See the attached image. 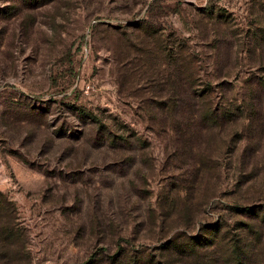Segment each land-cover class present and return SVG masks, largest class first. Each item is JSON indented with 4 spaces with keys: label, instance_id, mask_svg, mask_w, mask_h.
I'll use <instances>...</instances> for the list:
<instances>
[{
    "label": "rangeland",
    "instance_id": "rangeland-1",
    "mask_svg": "<svg viewBox=\"0 0 264 264\" xmlns=\"http://www.w3.org/2000/svg\"><path fill=\"white\" fill-rule=\"evenodd\" d=\"M206 6L0 0V264H264V0Z\"/></svg>",
    "mask_w": 264,
    "mask_h": 264
},
{
    "label": "trees",
    "instance_id": "trees-1",
    "mask_svg": "<svg viewBox=\"0 0 264 264\" xmlns=\"http://www.w3.org/2000/svg\"><path fill=\"white\" fill-rule=\"evenodd\" d=\"M218 0H206L207 6L211 5L212 3L217 2ZM264 87V86H263ZM263 106H264V96H263ZM206 116L209 120L213 119V113L209 112ZM213 230V229H212ZM209 232V231H208ZM211 234V231H210ZM211 236V235H210ZM212 237V236H211ZM187 241H184L182 244H177L173 240H169L158 249L161 253L160 256L152 257L151 255H147L141 251L133 252L130 257L126 260H123V256L121 253H117L116 258L110 264H182L189 260V256L197 253L200 248H205L211 246L212 243L211 239H204L201 240L197 237L187 238ZM234 247L233 250L229 255H227L224 264H240L243 258V253L240 252L239 247L237 245H232L230 249ZM163 260L159 263L157 260ZM166 260V261H164ZM244 260V259H243ZM164 262V263H163ZM219 263V261H216ZM210 264H216L213 261Z\"/></svg>",
    "mask_w": 264,
    "mask_h": 264
},
{
    "label": "built area",
    "instance_id": "built-area-1",
    "mask_svg": "<svg viewBox=\"0 0 264 264\" xmlns=\"http://www.w3.org/2000/svg\"><path fill=\"white\" fill-rule=\"evenodd\" d=\"M87 88V87H86Z\"/></svg>",
    "mask_w": 264,
    "mask_h": 264
}]
</instances>
